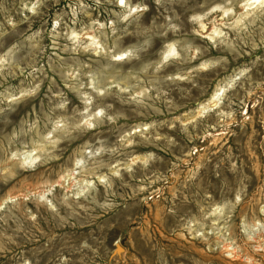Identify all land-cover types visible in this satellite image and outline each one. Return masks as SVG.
<instances>
[{
    "label": "rangeland",
    "instance_id": "obj_1",
    "mask_svg": "<svg viewBox=\"0 0 264 264\" xmlns=\"http://www.w3.org/2000/svg\"><path fill=\"white\" fill-rule=\"evenodd\" d=\"M222 2L0 0V264H264V16Z\"/></svg>",
    "mask_w": 264,
    "mask_h": 264
},
{
    "label": "clouds",
    "instance_id": "obj_2",
    "mask_svg": "<svg viewBox=\"0 0 264 264\" xmlns=\"http://www.w3.org/2000/svg\"><path fill=\"white\" fill-rule=\"evenodd\" d=\"M42 2V0H36V3H33L31 5V7L29 8V11L33 12L34 14L37 12V9L39 7V4ZM117 3H119L120 5H125V0H116ZM157 3L160 2V0H156ZM239 0H223L222 3H215V5L211 8H209V10L204 14V16H192L191 19L192 20H203L205 19L207 16L211 15L212 13L215 12H223V15L216 21H214V28H218L220 25H223L226 28H233L235 27L237 24H239L244 30H247V28L254 24L255 21L257 19H259L261 16H264V0H255V3L252 5L254 11H248V2L249 0H244V3L241 4V7L245 8V13L241 15V19L237 20L235 23L232 22V19L230 18L229 14L232 12V9L234 7V5L236 3H238ZM97 3H99V0H97ZM25 7H28V5H25ZM131 14V12H129V15ZM251 16L252 19L248 20V23L245 24L244 21L247 20V18ZM123 19H127V16L122 17ZM227 18V19H226ZM9 24H13V27H15L13 21L11 19L8 20ZM100 27H103V25H101ZM203 27V25H202ZM223 34V33H221ZM76 33L73 32L72 33V37L75 38ZM93 43H95V41H93ZM14 48L16 47L15 45L13 46ZM97 48H100V45L97 44L96 45ZM171 47V46H170ZM11 54H12V49H9L8 53H5L4 57H0V76H4L5 74V69L6 68H10L11 66H13L14 61L11 58ZM169 55H178L174 48L173 50L169 53ZM125 56L131 57L132 56V52H125L122 55L119 56H111L112 60H123L125 58ZM203 67V65H202ZM33 71H35V69H33ZM29 76L32 75L31 72L28 73ZM67 78H70L71 80H73L74 82H76L78 89H74V90H84V89H90L91 93H94L96 95V97H102L104 95L107 94L108 89L111 88L113 85L111 83L110 78H106L105 82L102 84L101 81L97 80L95 75L93 73H88V83L85 84L83 81H81L80 76L73 70H66L65 73ZM67 86V85H66ZM117 88H119L121 93H126L128 92V88L126 87H120L119 84L115 85ZM40 85L36 84L33 88H31L30 91H20L18 96H12L11 99L12 100H18L21 97L27 96V95H34L38 89H39ZM56 96H62V93H56L54 94ZM79 98L83 101V103L85 104V107L83 109V113H81V115L84 114H89L88 115V119L81 121L79 123H74V124H67L66 122H61L60 120H57L55 122V127L53 129V131L57 130V129H61V130H68L70 128H80L81 124H83L84 126H86L87 128H91L94 125L91 123L93 116L94 117H103L105 116V109L103 107H98L94 112L92 111V107H93V103H94V98L93 95L90 94L88 91H79ZM132 99H136V97H132ZM69 102L65 99L62 102L58 103L55 107L59 108V109H66L67 104ZM0 111H2V109H0ZM109 121H113L115 118L112 116H108L107 117ZM49 135H51V133H49ZM37 162H42L40 161V158L37 157L36 159H34L31 164L28 165V167H33ZM75 163L77 165L83 163L82 161H75ZM117 175L119 173H116ZM101 179H106V177H101ZM236 200L239 201L240 200V196L236 197ZM0 207H3V205H0ZM217 211H219V209H217ZM261 212H264V206H261L260 209ZM33 219H35V217H33ZM25 264H28L27 261H25ZM61 264H67L66 260H61Z\"/></svg>",
    "mask_w": 264,
    "mask_h": 264
}]
</instances>
